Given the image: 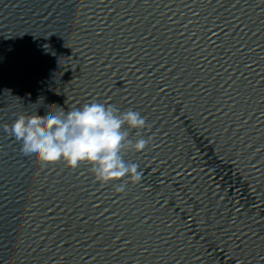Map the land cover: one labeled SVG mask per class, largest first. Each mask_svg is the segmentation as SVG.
<instances>
[{"label":"water","instance_id":"obj_1","mask_svg":"<svg viewBox=\"0 0 264 264\" xmlns=\"http://www.w3.org/2000/svg\"><path fill=\"white\" fill-rule=\"evenodd\" d=\"M92 101L146 118L123 193L3 130ZM0 264H264V0H0Z\"/></svg>","mask_w":264,"mask_h":264},{"label":"clouds","instance_id":"obj_2","mask_svg":"<svg viewBox=\"0 0 264 264\" xmlns=\"http://www.w3.org/2000/svg\"><path fill=\"white\" fill-rule=\"evenodd\" d=\"M145 128L146 118L138 111L96 101L68 111L57 107L45 115L21 114L3 125L22 143L25 155L34 154L42 164L63 162L73 170L87 164L98 183L114 184L117 193L141 181L139 165L125 156L146 149L151 138L141 135Z\"/></svg>","mask_w":264,"mask_h":264}]
</instances>
